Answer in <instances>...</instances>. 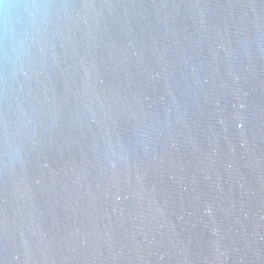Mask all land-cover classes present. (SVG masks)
Returning <instances> with one entry per match:
<instances>
[{
  "label": "water",
  "instance_id": "95a60500",
  "mask_svg": "<svg viewBox=\"0 0 264 264\" xmlns=\"http://www.w3.org/2000/svg\"><path fill=\"white\" fill-rule=\"evenodd\" d=\"M53 2L0 60V264H264V0Z\"/></svg>",
  "mask_w": 264,
  "mask_h": 264
},
{
  "label": "clouds",
  "instance_id": "9594fccd",
  "mask_svg": "<svg viewBox=\"0 0 264 264\" xmlns=\"http://www.w3.org/2000/svg\"><path fill=\"white\" fill-rule=\"evenodd\" d=\"M56 8L53 0H0V60L15 64L46 29Z\"/></svg>",
  "mask_w": 264,
  "mask_h": 264
}]
</instances>
